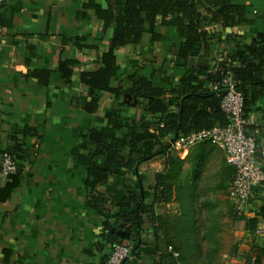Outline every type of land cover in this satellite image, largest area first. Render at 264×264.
Instances as JSON below:
<instances>
[{
    "label": "crops",
    "instance_id": "1",
    "mask_svg": "<svg viewBox=\"0 0 264 264\" xmlns=\"http://www.w3.org/2000/svg\"><path fill=\"white\" fill-rule=\"evenodd\" d=\"M87 2L6 0L0 6V161L14 142L11 135L18 137L25 156L17 166L19 184L7 195L3 188L9 179L0 174V264H101L109 250L100 237L102 220L109 216L111 224L122 225L119 204L125 188L136 186L135 172L120 169L114 173L95 189L100 194L99 213L84 185L86 168L77 160L76 154L86 144L82 135L89 128L99 127L108 110L119 108L130 114L135 104L127 94L116 100L100 92L97 109L92 113L84 110L88 97L79 73L97 66L96 57L107 49L108 38L100 32V22L93 12L85 7ZM247 3L251 24L231 30L214 24L208 29L221 32L223 38L231 32L239 41L249 43L252 36L264 31V0ZM148 29L146 25L137 48L116 51L118 69L113 85L126 87L130 75L150 76L154 70V82L168 88L170 77L178 79L185 66L206 63L202 56L186 60L174 56L178 39L173 27L160 26L159 40H152ZM82 35L86 38L78 43L83 47L76 46L75 38ZM222 45L225 50L232 48L231 44ZM59 55L73 60L69 87L57 70L55 57ZM33 69L50 70L48 85L37 82L30 74ZM251 117L264 126V90L256 99ZM24 127L34 133L22 135ZM259 133L264 136V132ZM206 147L201 144L184 149L186 156L195 157L196 169L197 158ZM138 170L152 177L163 172L164 160L154 157L140 164ZM152 184L148 179L140 185L147 198L141 219L140 256L130 257L123 264H164L159 255L166 249L164 245L156 248L153 228L157 217L179 215L180 210L172 198L167 203H155L151 216ZM252 199L247 217L257 215L264 204V187L254 192ZM259 225L264 228V216L257 217L255 228ZM241 237L250 238L238 244L239 253L245 257L264 247V234L244 228Z\"/></svg>",
    "mask_w": 264,
    "mask_h": 264
},
{
    "label": "trees",
    "instance_id": "2",
    "mask_svg": "<svg viewBox=\"0 0 264 264\" xmlns=\"http://www.w3.org/2000/svg\"><path fill=\"white\" fill-rule=\"evenodd\" d=\"M85 7L93 12L100 22V32L108 34V38L107 49L96 57L97 66L82 69L79 73V82L86 88L88 97L84 110L92 113L97 109L100 92H106L116 100L124 94L135 100L130 114L119 108L108 110L99 127H91L82 135L86 144H83L81 152H76L78 162L86 168L84 185L90 203L99 213L102 210L96 187L120 169L136 174L135 188L126 187L119 204L123 224H111L110 217L106 216L101 223L100 237L108 244V252L114 245L125 243L130 247L129 257L140 256L141 219L147 199L145 191H140V185L142 187L149 179L153 182L149 186L152 193L151 216L155 203H167L172 198L180 210L179 215L156 218L157 224L153 228L158 242L156 248L160 250V245H164L166 249L159 255L163 263L189 264L193 256H204L208 261L217 249L203 251L201 244L217 241L214 234L219 229L218 216L216 213L210 216L209 226L199 223L198 216L203 208L212 211L215 207L208 199L209 192L227 196L234 168L214 143L202 142L196 145H207L206 151L198 156V167L193 182H190L188 164L195 157L187 155L180 158L174 152L173 144L182 136L228 123L227 115L220 108V98L226 87L222 79L227 73L243 97V115L250 120L246 132L256 136L257 142L264 137L254 131L255 127L262 126L251 117L256 99L264 90V31L257 32L247 43L239 41L238 36L231 32L223 38L221 32L208 29L214 24H220L227 30L251 24L247 0H88ZM146 25L152 40L161 39L160 26L173 27L178 39L174 56L185 60L202 56L206 63L185 66L178 79L170 77L168 88L154 82V70L150 76L130 75L126 87L113 85L112 79L118 69L116 51L126 47L137 48ZM85 38V35L77 36L76 46L83 47L78 42ZM223 43L231 44L232 48L225 50ZM55 62L65 85L71 86L70 66L73 60L59 55ZM30 74L38 83L48 85L50 70L33 69ZM20 133L26 136L33 134L34 130L24 127ZM11 139L14 142L4 153L9 154L18 166L25 158L24 150L16 135H11ZM215 156L218 170L211 175L215 179L211 184L204 179L202 171L208 159ZM154 157L164 160L163 172L152 177L141 174L139 165ZM262 168L264 170V163ZM6 177L9 181L3 191L7 195L19 184V179L16 172ZM263 187L264 183L254 192ZM201 197H205L202 202ZM228 203L232 212L242 217L244 227L254 233L257 217L264 216V204L257 215L247 217L238 215ZM187 206L192 208L194 215L192 224L186 216ZM245 259V264H264L262 257L254 251L249 252Z\"/></svg>",
    "mask_w": 264,
    "mask_h": 264
},
{
    "label": "built area",
    "instance_id": "3",
    "mask_svg": "<svg viewBox=\"0 0 264 264\" xmlns=\"http://www.w3.org/2000/svg\"><path fill=\"white\" fill-rule=\"evenodd\" d=\"M6 0H0V6ZM226 85L220 98V108L228 117V123L222 127L193 132L178 138L174 145L177 148H188L202 142H211L223 150L226 161L234 168L227 199L238 215L246 214L249 200L254 189L264 183V137L257 142L256 136L246 132V125L250 120L243 115V97L234 87L231 75L227 73L223 79ZM256 133L264 132V126L255 127ZM17 164L7 153L2 154L0 174L7 176L15 172ZM256 235L264 234V228H255ZM130 247L122 243L114 245L108 252L102 264H123L129 259ZM176 256L177 253L174 252ZM253 260V258H252Z\"/></svg>",
    "mask_w": 264,
    "mask_h": 264
},
{
    "label": "rangeland",
    "instance_id": "4",
    "mask_svg": "<svg viewBox=\"0 0 264 264\" xmlns=\"http://www.w3.org/2000/svg\"><path fill=\"white\" fill-rule=\"evenodd\" d=\"M184 149L185 148H177L175 146L173 148L174 152L177 153L180 158L186 157ZM217 160V156L209 158L202 171V176H204V179L211 184L215 183V179L211 178V175L215 174V172L218 170ZM196 163L197 162L195 159L188 164V175L190 182H193L194 180ZM207 195L209 197L208 199L215 207L212 211H208L207 209L203 208L198 216V218L200 219L199 223L201 221L209 226L210 216L216 213L218 216L219 229H217L216 233L214 234V238L215 240H217L216 242L204 241L201 245L203 247V251H211L215 248L217 249V251L208 259V261H206L204 256H193V258L190 259L189 264H245V256L243 255V253H239L240 245L238 244H241L243 241H248L251 237H241V231H243V229L245 228L244 220L242 219V217L239 218L232 212L231 207L227 201V196L225 194L209 192ZM204 199L205 197H201V202ZM186 213L187 218L191 220L194 216L192 213V208L187 206ZM192 220L190 221V224H192ZM263 250L264 247L254 249L252 251L257 252V255L262 257V260H264Z\"/></svg>",
    "mask_w": 264,
    "mask_h": 264
},
{
    "label": "water",
    "instance_id": "5",
    "mask_svg": "<svg viewBox=\"0 0 264 264\" xmlns=\"http://www.w3.org/2000/svg\"><path fill=\"white\" fill-rule=\"evenodd\" d=\"M19 171H20V169L19 168H16L15 172H19Z\"/></svg>",
    "mask_w": 264,
    "mask_h": 264
}]
</instances>
